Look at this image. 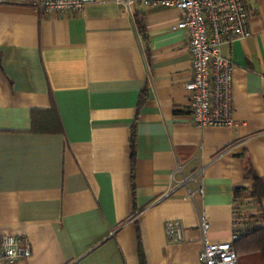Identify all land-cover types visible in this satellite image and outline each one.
I'll return each instance as SVG.
<instances>
[{"label": "crops", "instance_id": "crops-1", "mask_svg": "<svg viewBox=\"0 0 264 264\" xmlns=\"http://www.w3.org/2000/svg\"><path fill=\"white\" fill-rule=\"evenodd\" d=\"M246 4L249 34L222 46L234 124L199 127L187 41L171 28L179 10L134 0L131 16L94 0L42 15L0 0V237L18 238L12 264H140L139 250L145 264H197L203 236L230 241L238 215L264 225L246 174L264 179V0ZM173 219L179 242L165 235Z\"/></svg>", "mask_w": 264, "mask_h": 264}, {"label": "built area", "instance_id": "built-area-1", "mask_svg": "<svg viewBox=\"0 0 264 264\" xmlns=\"http://www.w3.org/2000/svg\"><path fill=\"white\" fill-rule=\"evenodd\" d=\"M94 0H10L11 3L29 6L42 15L77 11ZM132 16L134 0H118ZM147 9L175 8L180 18L172 25L184 34L191 63V77L185 81L190 120L199 127L231 126L234 124L232 107L233 62L222 53V46L249 34L250 13L246 0H138ZM181 166L177 164L176 171ZM197 174V173H195ZM183 177L181 184L193 178ZM173 189H169V195ZM201 192V187L198 188ZM188 197L193 193L188 189ZM199 227L204 234L208 223L200 218ZM243 224L235 218L231 240L209 242L203 236L197 264H238L237 253L232 245ZM167 240L179 242L183 238L180 221L173 219L165 223ZM16 236L0 237V259L12 264L20 256Z\"/></svg>", "mask_w": 264, "mask_h": 264}, {"label": "trees", "instance_id": "trees-1", "mask_svg": "<svg viewBox=\"0 0 264 264\" xmlns=\"http://www.w3.org/2000/svg\"><path fill=\"white\" fill-rule=\"evenodd\" d=\"M133 16L138 32L141 34L142 38L146 40L145 29L141 17L138 13H133ZM246 174L251 176L254 182L252 187L247 191V195L259 200L264 199V179L257 176L250 166H247ZM131 178L133 179V169L131 171ZM242 190V188H235V195L242 196ZM236 218L240 223L244 222L245 224H249L253 216L243 218L238 215ZM244 223H242L243 227L238 230V237L234 240L244 239L242 242L243 247H241L243 256L239 257L237 262L238 264H264V225H254L250 227L249 225L245 226ZM139 260L140 264H145L141 250H139Z\"/></svg>", "mask_w": 264, "mask_h": 264}]
</instances>
